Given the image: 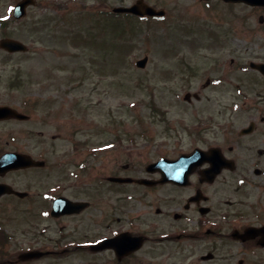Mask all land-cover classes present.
Here are the masks:
<instances>
[{"label": "rangeland", "instance_id": "374dc122", "mask_svg": "<svg viewBox=\"0 0 264 264\" xmlns=\"http://www.w3.org/2000/svg\"><path fill=\"white\" fill-rule=\"evenodd\" d=\"M17 1L0 0V24L10 22ZM115 1L117 4L121 2ZM124 1L131 4L136 0ZM146 2L157 8H166L171 18L161 22L135 21L131 17L107 18L106 11L94 9L97 12H93L92 5L95 4L89 0L80 22L63 23L58 15L49 17L42 7L31 8L24 22H13L7 31L0 27V39L12 37L29 46L28 52L22 54L11 55L0 50V104L18 107L33 118L30 122L0 124V140L5 141L8 132H12L17 135L20 146L30 144L33 154L48 160L49 170H54L50 172L52 181L66 179L65 170L56 169V163L65 161L67 165L64 168H72L76 173L75 179L71 180L84 189V199L98 198L93 199L95 203L88 211L89 218L101 220L104 214L107 233L110 232L107 220L117 207L122 221L120 229L144 233L147 227L142 223L149 217L155 218L157 207L161 205L157 198L159 191L115 190L111 189L107 178L114 175L144 177L146 165L162 156L171 157L177 142L185 143L180 145L184 150L193 148L195 138L188 129L194 125L195 118L206 116L216 123L219 121L213 88L203 91L205 99L201 102L192 99L190 104L184 100L182 74L185 68H181L178 61L181 60L180 46L187 42L181 41L177 20L181 18L183 9L189 8L190 1ZM109 3L114 2L109 1L107 5ZM231 11L242 13L220 2L209 9L211 33L214 35L213 56L225 58L221 65L223 68L217 71L223 74L233 71L232 56L264 52V44L257 37L251 38L252 30H249L248 38L233 34L231 39L226 38L233 19L229 14ZM245 11L246 28L258 27L259 14L247 8ZM98 12L101 17L89 21L88 15H99ZM185 48L190 49L188 46ZM195 51L190 58L192 61L204 59V54L209 52L198 48ZM145 56L150 58L149 63L140 70L136 62ZM193 67L192 93H196L206 84L207 77L212 76V67L204 60ZM221 89L224 90L217 92L218 104H229V86ZM26 102L29 104L25 105ZM157 110L166 114L165 122ZM172 127L178 133L176 138ZM211 129L206 139L220 142L216 126ZM124 164L131 169H123ZM95 194L101 196L96 197ZM128 194L134 198L126 199ZM49 213L48 209L8 212L0 214V222L10 228V232H16V236H19V227L30 230L34 224L37 225L44 249H53L52 240H62L67 236L66 243L70 237V225L76 219L54 220ZM33 237V232H28L24 240L28 242ZM174 253V244L167 249L165 244L150 242L126 264H184L180 255L171 258ZM81 258L66 251L45 258L44 264L87 261L117 264L115 254L109 251L96 257L87 254L85 261ZM199 259H193L195 264H214Z\"/></svg>", "mask_w": 264, "mask_h": 264}, {"label": "flooded vegetation", "instance_id": "af4514ba", "mask_svg": "<svg viewBox=\"0 0 264 264\" xmlns=\"http://www.w3.org/2000/svg\"><path fill=\"white\" fill-rule=\"evenodd\" d=\"M88 1L36 0L35 5L31 8L42 9L44 7L49 17L58 15L63 23L74 20L80 22L83 19V14L87 11ZM106 1L93 0L95 4L92 5L94 6L93 12H96L94 9L111 11L117 6H129V3L126 4L124 0H120L119 4L113 0L114 3H109V5L107 2L112 0ZM144 1L146 2V0ZM189 1L191 3L189 8L183 9L180 13L181 18L177 20V24L180 26L181 41L187 42L180 46L179 57L181 60L178 61L180 67L185 68L182 74L185 83L183 86L185 89L184 100L190 104L192 99L201 102L205 99L203 91L213 88L219 121L216 123V120L208 119L206 116L195 118L194 125L188 129L195 138L193 141L196 143L192 146L193 148L184 150L180 145L185 143L177 142V146L173 149V155L171 157L162 156L160 159L178 160V158L188 156L199 149L207 154L199 156L198 166L191 167L188 179L179 184L168 182L146 187L137 182L119 184L112 183L107 179L111 189L115 190L126 192L131 188L132 190L153 189L159 191L157 198L161 205L159 204L160 206L157 207L155 218L149 217L147 222L142 223L147 227L144 233H136L134 229H120L119 223L122 221L117 214L118 207L107 220L109 233L106 232L104 214L101 220L90 219L88 211L95 203V200L93 201L95 196L90 201L84 199L85 191L78 183L75 184L71 180V178L75 179L76 173L72 168H64L67 165L65 161L56 163V169L65 170L66 179L60 181L50 179V172H54V170H49L46 159L44 160L45 167L18 168L6 172V174H0V185H8L13 190L0 196V214L19 212V210L27 212L40 209L51 210L61 197L66 198L69 202L87 203L79 212L53 218L54 220L76 219L73 221V225H70V237L67 238L66 243L64 244V241L67 236L62 240H52L53 249H44L38 235L40 229L37 225L34 224L30 230L24 226L19 227V236H16V232H10V228L8 229L5 224L0 222V264H44L45 258L53 256L55 253L64 254L66 251L71 255L82 256V261L86 260L87 254L96 257L105 255L109 251L115 254L117 264H126L150 242L158 245L165 244L167 249L171 244H174L175 253L171 258L180 255L184 264H195L196 261L193 259L197 258H200L199 260L202 262H214V264H264V69H255L252 64H264V52H259V55L241 53L232 56L230 63L233 71L228 74L218 73L217 71L224 64L225 58L213 56L212 37L214 35L211 33L209 13V9L216 2L231 7L232 10L242 11V13L234 14L232 11L229 13L233 19L230 21L231 25L226 38L231 39L233 35L248 38L249 30H252L250 31L251 38L257 37L260 43L264 44V7H251L223 0ZM19 2L20 0L16 3ZM147 4L157 8L154 4ZM246 8L259 14L260 24L258 27L246 28ZM157 9L164 10L161 17L140 19L146 22H149L150 19L161 22L171 18V14L166 8ZM187 46L190 49H184ZM196 48L199 51L208 49L210 53H205L204 59L192 61L190 58L195 55ZM202 60L209 62L212 67V76L207 77L206 84L202 86L201 90L192 93L195 76L193 66ZM225 86H229L230 103L221 105L218 104L217 92L223 91L224 89L221 88ZM3 105L13 107L4 103L0 104V106ZM13 108L24 113L18 107L14 106ZM32 119L30 116L25 121L30 122ZM163 119L164 117H162V121L165 122ZM15 121L22 122L14 118L0 121V124L15 123ZM214 126H216L217 135L221 136L220 142H210L211 140L206 139ZM171 130L176 138L178 133L173 127ZM5 138V141L0 140V158L8 153H20L26 157L31 156L36 161L42 159L41 155L33 154L30 144L20 146L16 134L8 132ZM74 148L77 150L78 146L75 145ZM212 150H214L213 153H210ZM124 151L129 152L127 149ZM206 159L214 161L220 159L221 170L216 174L211 169L214 164ZM124 168L131 169L128 164H124ZM188 168L178 166L176 168L177 176L182 178ZM145 176L139 175V178L155 181L163 178L161 171L150 173L147 165ZM95 195H97L96 197L101 196V194ZM132 198H134L132 194L126 196V199ZM64 202L62 204L66 205ZM116 225L117 228H115ZM136 228L138 229L139 225ZM160 230L162 232L157 235L155 232ZM28 232H33L34 237L26 242L24 238L27 237ZM123 233L127 234L125 238L127 242L141 236L144 239L143 247L121 257L116 254L114 248L105 249L107 244L113 247V243H108L107 240H114L117 248L124 247ZM205 250L207 251L204 252ZM79 264L102 263L87 261L79 262Z\"/></svg>", "mask_w": 264, "mask_h": 264}, {"label": "water", "instance_id": "95a60500", "mask_svg": "<svg viewBox=\"0 0 264 264\" xmlns=\"http://www.w3.org/2000/svg\"><path fill=\"white\" fill-rule=\"evenodd\" d=\"M227 1H232V2H244V3H248L250 5H262L264 6V0H227ZM32 0H24L22 1L15 9L16 13H15V17L20 19L21 17H23L27 10L26 8L31 4ZM132 12V13H135L137 15H155L157 14V12L151 8L150 6L148 7L147 5H145L142 1H140L136 6L132 7V8H128V9H124V8H117L116 12ZM0 46L1 48L5 49L6 51L8 52H22V51H26L27 50V47L23 44V43H20L14 39H3L0 41ZM147 62V61H142L140 64L144 65V63ZM258 69H262L264 68L263 66H257ZM14 117H18V118H21V119H25L24 116H22L21 114H19L15 109H11V108H6V107H3V108H0V119H4V118H14ZM199 156L198 153H195L193 154L192 156H189L188 158H182L180 160H178V162H167V163H163V162H159L157 163V165H153L152 167L154 168H157L159 165H161V167H164L166 169H169V168H172L173 165H176L178 163H184L186 160H189V161H192L193 159L197 158ZM7 159H10L9 157H5L4 159L0 160V168H2L4 165H6V160ZM29 164L30 165H35V166H42L43 163L41 162H35V161H32L31 159H29ZM210 161V160H209ZM154 168H150V169H154ZM165 181H176L177 178H175V176L173 175V172L172 170L168 171L165 173ZM112 181H118V182H133V179L131 178H114V179H111ZM140 183L142 184H153L151 181H141ZM78 207H76L75 209H78ZM64 209V208H62ZM62 209H55V211H60ZM54 211V212H55ZM62 212H65V211H62ZM125 241V240H124ZM136 243V244H135ZM134 244L133 247H131V249H135V248H139V246L141 245V238H138L137 240L134 241Z\"/></svg>", "mask_w": 264, "mask_h": 264}]
</instances>
